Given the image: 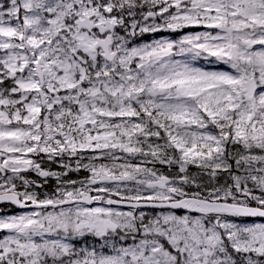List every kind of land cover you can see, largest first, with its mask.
<instances>
[{"label":"snow or ice","instance_id":"snow-or-ice-1","mask_svg":"<svg viewBox=\"0 0 264 264\" xmlns=\"http://www.w3.org/2000/svg\"><path fill=\"white\" fill-rule=\"evenodd\" d=\"M0 264H264V0H0Z\"/></svg>","mask_w":264,"mask_h":264}]
</instances>
